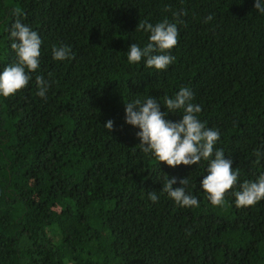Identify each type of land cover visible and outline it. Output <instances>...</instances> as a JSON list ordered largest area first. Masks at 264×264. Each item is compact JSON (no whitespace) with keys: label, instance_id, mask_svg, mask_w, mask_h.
<instances>
[{"label":"trees","instance_id":"16d2710c","mask_svg":"<svg viewBox=\"0 0 264 264\" xmlns=\"http://www.w3.org/2000/svg\"><path fill=\"white\" fill-rule=\"evenodd\" d=\"M255 3L0 0V73L17 62L18 17L42 40L29 86L0 96V264H264V200L238 208L229 193L213 206L201 187L207 161L160 164L125 123L127 103L151 96L167 112L164 97L187 87L199 120L220 133L215 148L239 169L234 190L264 175V14ZM165 19L179 32L173 63L160 72L129 63L130 45L149 42L139 21ZM53 45L73 58L54 60ZM37 75L50 82L46 99ZM165 175L174 188L188 178L199 207L162 192Z\"/></svg>","mask_w":264,"mask_h":264},{"label":"clouds","instance_id":"9594fccd","mask_svg":"<svg viewBox=\"0 0 264 264\" xmlns=\"http://www.w3.org/2000/svg\"><path fill=\"white\" fill-rule=\"evenodd\" d=\"M255 8L264 14V2L256 0ZM213 17L209 15L206 22ZM143 30L150 33L149 42L141 48L136 43L130 45L127 52L129 63L136 64L142 59L147 68L156 71H166L173 63L175 57L170 55L172 49L178 45L179 32L176 23H170L167 19L155 25L145 21H139L136 31ZM11 48L15 50L17 62L4 68L0 73V96L5 98L14 96L29 86L32 74L40 67L42 40L36 31L23 23L18 17L11 25ZM53 59L64 61L72 59L71 49L66 46L52 47ZM51 75V74H49ZM38 87L37 95L46 99L50 82L42 75L35 77ZM193 92L182 87L173 98L164 97V107L167 112L161 111V104L156 98L149 96L146 101L137 99L125 105V123L138 128L137 138L140 140V148L146 154H152L156 160L170 168L181 165H199L201 160L208 162L207 175L201 182L203 192L215 207H224L229 193L235 197L238 208L254 207L264 200V175L256 181H245L239 184L237 189L239 169H233L232 159L225 158L222 149H216L215 145L220 140L218 130L207 128L201 122L198 114L201 106L194 104ZM182 111V117L173 122L167 119L169 113ZM114 122L107 121L103 126L110 133L114 131ZM258 160L261 155L255 153ZM166 182L162 192L180 207L198 208V199L186 192L188 178L179 180L181 187L174 188L177 183L175 177L165 175ZM149 199L156 203L159 199L156 191H148Z\"/></svg>","mask_w":264,"mask_h":264}]
</instances>
